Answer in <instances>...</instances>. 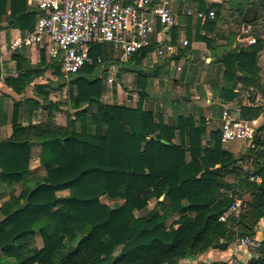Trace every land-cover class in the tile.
<instances>
[{"label":"trees","instance_id":"trees-1","mask_svg":"<svg viewBox=\"0 0 264 264\" xmlns=\"http://www.w3.org/2000/svg\"><path fill=\"white\" fill-rule=\"evenodd\" d=\"M247 2L248 15L242 22L257 29L264 24V0ZM131 3L125 0V4ZM8 8L10 18L22 30L35 29L38 13L29 8L28 0H0V24ZM211 9L215 19L197 21L194 38L188 31L189 41L193 38L212 45L214 39L209 36L219 23L221 7L214 4ZM178 31L177 27L170 30L174 45ZM262 36L256 34L255 45L230 51L220 60L228 82L220 91L223 101L240 96L235 93L239 84L240 90L253 88L264 97L258 67L259 54L264 50ZM150 51L143 49L127 63H120L112 45H93L90 57L94 64L69 75L73 116L68 114L65 125L55 121L62 104L50 99L45 84L33 87L37 98L14 103L12 135L0 140V183L13 186L28 180L34 144L40 146L39 161L45 176L34 177L33 187L24 188L19 197L13 196L1 208L0 264H178L214 245L230 243L238 226L243 236L256 233L264 220V152L258 149L261 163L251 172L261 182H250L248 176L241 179L245 173L237 167L233 153L225 149L219 129L208 136L203 118L198 122L180 116L168 124L161 114L146 109L148 85L137 66ZM12 58L17 62V76L8 77L6 84L18 95L48 70L64 76L59 62L43 51L35 66L23 54L15 53ZM115 63L122 65L120 81L126 73L137 74L139 98L135 106L103 101L108 68ZM104 66V77L96 76ZM40 110L47 112L46 119L35 124L33 115ZM263 110V106H241L240 117L255 119ZM0 122L6 124L7 116L0 117ZM263 143L260 136L255 140L258 148ZM229 178L238 180L252 196L246 213L236 223L219 220L235 202ZM65 191L68 196H59ZM28 196L29 204L24 208L21 201ZM103 196L123 203L108 206L101 202ZM150 202L155 206L148 211ZM136 212L141 215L136 216ZM173 216L176 218L168 225ZM37 232L42 248L34 246ZM79 236L83 237L79 246H72ZM117 250L120 253L115 255ZM250 264H264V255Z\"/></svg>","mask_w":264,"mask_h":264},{"label":"crops","instance_id":"crops-1","mask_svg":"<svg viewBox=\"0 0 264 264\" xmlns=\"http://www.w3.org/2000/svg\"><path fill=\"white\" fill-rule=\"evenodd\" d=\"M215 4L221 7L219 23L217 24L214 34L209 36L214 39V42L211 46H207L206 43L193 39L196 34L197 21L201 20L197 19L194 15H190L189 12H194L196 8H198L197 1L171 0L169 7L178 19V25L175 26L179 29L177 44L174 45L171 43V29L160 28L157 34L152 36L151 46L149 47L151 48V51L147 53L146 57L137 66L141 69L143 76L146 77L148 85V96L145 100L146 109L161 114L168 124H173V122H175L180 116L193 117L198 122L203 118L206 122L208 136L211 132L218 129L220 130L222 124L221 116L224 110L229 111L235 118L241 119V106L264 107V105L257 104L260 102L262 94L259 91L258 95L253 97L254 99L250 100L248 104L242 103L241 93L252 92L256 89L251 88L249 90H240L242 87L241 84H239L235 90V93H240L238 98L230 102H225L221 98L220 91L228 82L224 78L225 68L220 60L230 51H240L249 46L255 45L250 44V40L255 37H241L235 35L233 32L228 33L227 29L229 26L224 27L223 25L232 22L233 25H238L244 34H247L250 29L253 28L252 25H246L242 22L243 18H247L248 15L245 11L246 6H248L247 0H217V3ZM28 6L32 11H36L31 0H28ZM241 8L245 11L243 14L239 13L241 12L239 11ZM259 28H263L262 37L264 38V24L260 25ZM189 30H191L192 33V41H189L188 38ZM26 32L28 31L22 30L18 22L10 18V8H8V14L2 18V23L0 24V114L2 116H7L6 124H1L0 122V132H5V136L1 137L2 139H8L12 135V115L10 117L8 112H6L5 97L7 96L9 101L14 99L16 101L25 100L28 98H25L28 90H34L33 87L35 85L41 84L39 83V80L42 78L35 80L31 87L27 88L22 95L16 94L13 89L6 84V79L8 77L17 76V62L12 58L15 53L23 54L34 66L40 62H38L37 57H41V51L36 48L23 51H15L12 49V40ZM204 33L205 31H202V34ZM184 41H187L188 45L185 46L183 44ZM179 54H182V56L177 59L176 57L179 56ZM263 54L264 50L259 54L258 62L261 80L264 76V68L261 62ZM127 62L128 61L120 59V63ZM148 62L153 64L151 66L153 68L152 71H147L148 69L146 66ZM113 67L114 65L110 68ZM110 68H108V70ZM129 75L137 77V74L135 73H126L123 77ZM162 84L179 86L177 88H170V91L165 90L164 95L156 96L157 109L148 108V102L153 98L150 95V86L154 85L153 87L155 89L156 85ZM179 87L184 89V91L179 92ZM129 95L132 96L133 94ZM22 107L26 108L24 105ZM34 115L33 123H35ZM223 145L226 146L227 144ZM135 214L136 216H139L140 213L136 212ZM262 224L263 222H261L259 226H264ZM230 256L229 249L221 251L211 248L202 255L182 259L178 264H223L230 258ZM239 258L242 264H250L251 260L257 257L256 255H252L245 250H242L239 254Z\"/></svg>","mask_w":264,"mask_h":264},{"label":"built area","instance_id":"built-area-1","mask_svg":"<svg viewBox=\"0 0 264 264\" xmlns=\"http://www.w3.org/2000/svg\"><path fill=\"white\" fill-rule=\"evenodd\" d=\"M171 0H31L38 13L36 27L31 32L12 40V49L23 51L36 48L49 59L58 61L64 75L78 73L86 64H94L90 57L93 45L110 44L121 60L128 61L139 51L151 46L152 36L159 28L171 29L178 25L177 16L171 11ZM207 13L190 11L205 23L215 18L211 9L217 0H205ZM188 45L187 41L183 43ZM250 44H256L251 39ZM98 64L102 59L98 58ZM109 84L114 83L108 78ZM221 140L223 144L243 141L255 148V140L264 127L263 113L255 119L235 118L224 110L221 116ZM264 152V143L258 148ZM257 179H259L257 177ZM245 209L244 202L234 204L220 217V222H238ZM262 245L255 237L236 235L229 243L230 258L223 264H242L239 254L242 250L258 255Z\"/></svg>","mask_w":264,"mask_h":264},{"label":"rangeland","instance_id":"rangeland-1","mask_svg":"<svg viewBox=\"0 0 264 264\" xmlns=\"http://www.w3.org/2000/svg\"><path fill=\"white\" fill-rule=\"evenodd\" d=\"M184 20V19H183ZM181 20V21H183ZM224 27L229 26L228 33H235V35L241 36V37H249L253 38L256 36V34H262L263 35V28H257V29H250V31L247 34H244L241 31V28L238 25H233L232 22L223 24ZM185 39V38H184ZM41 57H37L38 62L40 61ZM118 57H115L117 59ZM263 68H264V54H263V59L261 60ZM39 64V63H37ZM153 64L147 63L146 68L148 69L147 71H152V66ZM112 66V65H111ZM109 66V68L111 67ZM122 68L121 64H114L113 68H110L107 72V77L105 78L106 86H107V93L103 97V101L107 104H121V105H127V106H135L137 104L138 100V95H137V89L135 87V82L136 81V76H126L122 77L121 81L118 78V73L120 69ZM107 69L106 66L101 67L100 72L96 75L98 77H104L103 72ZM170 76V75H168ZM113 78L114 83L109 84L108 78ZM70 78L68 75H64L62 77H59L53 72V70H48L45 74V76L39 80V83L47 85L48 92L50 93V99L53 102H59L62 104V108L59 111H56V123L57 124H66L67 116L69 113L72 114L73 116V110H71L70 107V98H69V86H70ZM262 85L264 89V76L262 77ZM154 85L150 86V95L153 97L152 100L148 102L147 107L150 109H157L156 104H157V99L156 96L158 95H164L165 90L170 91L172 88H177L179 85H156L155 89L153 87ZM171 88V89H170ZM170 89V90H169ZM116 91V93H115ZM179 92H183L184 89L178 88ZM264 92V90H263ZM129 94H133L132 96ZM258 95V91L254 90L252 92H242L241 97H242V103L248 104L250 100H253V97H256ZM260 96V95H259ZM28 97H33L37 98L38 96L36 95L35 91L33 89H29L28 92L26 93L25 98ZM23 98V99H25ZM5 106H6V112H8L9 116L11 117L13 113V105L14 102L16 101L15 99L12 101H9L7 99V96L5 97ZM258 105H264V97L261 94V100L260 102L257 103ZM46 111L40 110L38 112H35L34 115V122L35 123H40L44 122L46 119ZM21 115H22V121H25L26 116H25V108H21ZM0 117L2 115L0 114ZM264 135V133L262 132ZM5 136V132H0V140L2 139L1 137ZM226 150L230 151L233 153V155L236 158V163L237 167H239L244 173L245 176L241 177V179L246 178V176L249 177L250 182H257L260 183L261 180L257 179V177L253 176L251 172H255V170L259 169L257 166L261 162H259V159L257 157V151L258 147L255 146V148H251L249 144L243 141H237V142H232L224 146ZM249 149H253L251 153H248ZM39 154H40V147L37 144H34L32 146V157H31V164H30V169L32 172V175L26 180L23 184H16L13 186H8L4 182L0 183V211L3 205L7 201H10V199L13 196L19 197L23 191L24 188H30L34 186V182H32L34 177H44L45 176V171L43 167L40 164L39 161ZM228 181L233 184V191L230 192L231 195H233L234 201H242L244 202L245 209L242 213V216L246 213L250 203L252 202V196L250 194V191L246 187L239 186L238 180H235L234 178H229ZM69 192L65 191L62 193H59V196L65 197L68 196ZM101 202L103 204H106L108 206H115V205H120L123 202L122 201H113L109 199L107 196H103L100 198ZM25 200H22L21 203H24ZM155 206V202H150L148 211L152 210ZM141 215V214H139ZM241 216V217H242ZM176 218V216H173L169 218L167 224L170 225L173 220ZM4 216L0 213V220H3ZM262 225H264V220ZM260 222V223H261ZM236 223V222H235ZM260 227V226H258ZM234 231L236 235H242V227L241 229L238 227L234 228ZM235 235V236H236ZM252 237H255L258 241H260L262 245V252H260V255H264V226L260 227L259 229H256V233L254 235H250ZM34 246L36 248H42L43 247V241L40 236V234L37 232L35 235V241H34ZM74 246V244L72 245ZM120 253V250H117L115 255H118ZM260 255H256L257 258L253 259H258ZM15 260L10 259V262H13Z\"/></svg>","mask_w":264,"mask_h":264},{"label":"water","instance_id":"water-1","mask_svg":"<svg viewBox=\"0 0 264 264\" xmlns=\"http://www.w3.org/2000/svg\"><path fill=\"white\" fill-rule=\"evenodd\" d=\"M197 1V5H198V11L200 13L206 14L207 13V4L205 2V0H196ZM166 143V142H164ZM29 204V196L26 198L25 202L23 203V207H27ZM83 239L82 236H79L76 243L74 244V247H78L81 240ZM229 243L228 242H223L217 245L213 246V249L216 250H221V251H226L228 249Z\"/></svg>","mask_w":264,"mask_h":264}]
</instances>
